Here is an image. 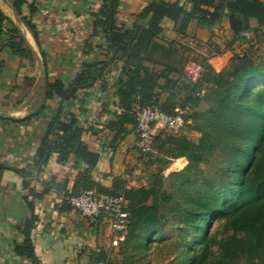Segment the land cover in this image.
<instances>
[{"label":"trees","instance_id":"16d2710c","mask_svg":"<svg viewBox=\"0 0 264 264\" xmlns=\"http://www.w3.org/2000/svg\"><path fill=\"white\" fill-rule=\"evenodd\" d=\"M118 7L119 0H101L100 8L91 14V39L100 35L105 38L104 59L82 62L68 82L61 77L49 81L45 71L43 83L41 110L50 99L59 98V105L46 126L39 160L55 154L60 163L73 158L85 165L72 195L95 188L103 195H122L127 202L126 228L117 246L122 261L99 254L93 262L129 264L136 253L143 257L159 236L167 211V215L177 216L182 225L177 228L181 249L174 264H208L212 257L213 264H264V61L244 52L230 66L215 72L204 59L198 64V81L191 82L183 74V66L192 61L188 57L190 50L182 48L183 43L178 41L190 38L192 24L196 31H211L226 20L233 41H239L243 34L254 30L251 20L264 29V0H186L184 4L180 0H152L126 27L117 24ZM16 10L20 12L19 4ZM164 20L172 23L171 30L178 38L169 44L165 43ZM22 21L45 67L47 57L41 49L37 27L27 17ZM191 37L196 39V35ZM2 39L5 42L0 52L6 49L12 56L33 62L18 29L0 11ZM175 55L186 58L174 63L171 59ZM114 73L120 113H110L104 123L110 150L115 151L128 135L129 126L135 133L134 109L143 106L170 114L178 106L189 105V121L181 130L187 128L200 136L191 141L183 134H160L149 154L137 152V161L144 168L156 167L149 183L128 187L126 181L115 178L105 190L91 178L100 155L82 140L86 129H94L81 126L74 112L65 121L61 117L64 102L78 100L79 93L85 94L98 81L104 87L107 75ZM174 97L178 100L172 101ZM78 102L82 105L85 100ZM29 118L31 115L25 120ZM180 159H185L187 165L165 177L163 172ZM207 165L208 172L201 168ZM214 223H221L230 235L215 241L210 230ZM214 245L216 254L212 251ZM15 252L30 264H38L28 230L24 243L16 246Z\"/></svg>","mask_w":264,"mask_h":264},{"label":"crops","instance_id":"0c3cea01","mask_svg":"<svg viewBox=\"0 0 264 264\" xmlns=\"http://www.w3.org/2000/svg\"><path fill=\"white\" fill-rule=\"evenodd\" d=\"M150 1L119 0L118 26H130ZM185 1L180 0V4ZM17 4L20 12L16 10ZM100 6L101 0H0V11L16 26L33 58L31 62L10 55L6 49L0 52V108L11 109L0 112V264H30L25 256L15 252L16 246L24 243L27 230L38 264H95L93 259L99 254H106L111 260L120 259L117 247L111 246L112 233L104 219L87 220L67 203L85 165L73 158L60 163L55 154L39 160L41 141L50 119L57 113L59 98L45 101L46 107L41 110L44 89L42 84L43 93L39 95V83L27 107L15 110L37 81L36 57L41 61L43 83L45 71L49 81L61 77L68 82L82 62L104 59L105 38L100 35L91 39L94 22L91 14ZM26 17L37 27L41 49L47 57L45 67L36 53L39 49L34 38L22 21ZM223 24L227 27L228 21ZM253 25L257 24L251 20L250 26ZM162 27L165 36L167 27L172 32L170 21L164 20ZM195 28L191 34V25L189 34L199 39L212 33L215 27L211 31ZM4 42L0 41V47ZM115 76V73L107 75L102 88L98 81L85 94L79 93L78 100H85L82 105L78 100L64 102L61 117L65 121L74 112L79 115L81 126L95 130L93 133L94 130L86 129L82 140L100 155L91 178L105 190L115 178L133 187L129 169L134 168L135 173L138 166L136 136L131 126L115 151L107 147L109 131L104 123L110 113H120L113 87Z\"/></svg>","mask_w":264,"mask_h":264},{"label":"rangeland","instance_id":"374dc122","mask_svg":"<svg viewBox=\"0 0 264 264\" xmlns=\"http://www.w3.org/2000/svg\"><path fill=\"white\" fill-rule=\"evenodd\" d=\"M194 26L195 25L192 24L191 34H193ZM252 29H254L252 32L243 34L241 36V40L239 41H233L229 25L226 27L225 24L215 27L212 33L208 32L207 34H203L199 39H195L190 36V38L179 40L177 36L173 32H170L169 28L167 27V29H165V43L169 44L170 40L178 39V41L183 43V45L180 43L182 48L190 50L188 55V57L192 60L190 62L198 65L202 62V60L207 59V62L211 65L213 70L215 72H220L226 67L230 66L234 58L238 56L242 57L244 52L249 54L251 57L257 58V61H264V29H260L257 25H253ZM217 52H223V54L219 55ZM36 53L38 56H41L39 52L36 51ZM182 55H175L171 60L174 63L179 62L182 59L184 60L186 57H182ZM186 66H183V74ZM42 84L43 81L41 80V89H38V91H40L39 95H42L43 93ZM175 100H178V97H174L172 101ZM171 134H183L191 141H196L200 136L198 133L187 128ZM137 164L138 166L136 167V172H132L131 174V179L136 184H134L133 187L147 185L149 183L151 174L156 168L155 166L144 168L139 162H137ZM186 165L187 161L185 159L175 160L163 172V175L167 177L172 172H178L182 170ZM201 168L205 169L207 172L210 171V167L208 165L202 166ZM164 214L166 215V222L162 227L159 236L149 245L146 253H143V257L136 253L135 256L132 257L129 264H174L175 258L181 249V246H179L181 233L177 228L180 229L182 225L177 216L173 214L167 215V211H165ZM210 230L215 241H220L230 235V232H227L221 223H214ZM212 251L216 254L217 246L214 245ZM119 257L120 259L117 261H122V256L119 255ZM213 261L214 259L212 257L208 264H213Z\"/></svg>","mask_w":264,"mask_h":264},{"label":"built area","instance_id":"2783aa9c","mask_svg":"<svg viewBox=\"0 0 264 264\" xmlns=\"http://www.w3.org/2000/svg\"><path fill=\"white\" fill-rule=\"evenodd\" d=\"M200 72V66L190 62L185 68L184 75L189 81L197 82ZM190 113L189 105L178 106L170 114L150 106L135 108V147L138 154L142 156L149 154L156 137L160 134L179 132L189 121ZM67 203L87 220L104 219L112 233L111 246L113 248L118 246L123 239L128 218L125 210L127 202L122 195H103L92 188L79 195L69 196ZM97 264L106 263L100 261Z\"/></svg>","mask_w":264,"mask_h":264},{"label":"water","instance_id":"95a60500","mask_svg":"<svg viewBox=\"0 0 264 264\" xmlns=\"http://www.w3.org/2000/svg\"><path fill=\"white\" fill-rule=\"evenodd\" d=\"M36 61H37V67L39 70V75L37 78V81L35 83V85L33 86L32 90L30 91V93L28 94L27 98L24 100V102L17 108H15L16 111H21L23 109H25L27 107V105L29 104L30 100L32 99L41 79H42V65H41V61L38 57H36ZM11 109L9 108H0V112L1 113H6V112H10Z\"/></svg>","mask_w":264,"mask_h":264}]
</instances>
